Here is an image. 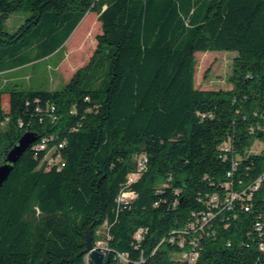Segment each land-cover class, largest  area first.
I'll list each match as a JSON object with an SVG mask.
<instances>
[{
	"label": "trees",
	"instance_id": "trees-1",
	"mask_svg": "<svg viewBox=\"0 0 264 264\" xmlns=\"http://www.w3.org/2000/svg\"><path fill=\"white\" fill-rule=\"evenodd\" d=\"M18 13L30 16L8 30ZM89 13L97 48L63 89L0 88V166L39 137L0 190V264H94L88 236L97 246L104 227L111 264H189L194 250L195 264H264V180L251 189L264 175L251 149L264 141V0H0V75L61 52ZM207 52L238 54L231 90L196 87ZM53 147L66 164L48 170ZM136 156L146 169L130 183Z\"/></svg>",
	"mask_w": 264,
	"mask_h": 264
},
{
	"label": "rangeland",
	"instance_id": "rangeland-1",
	"mask_svg": "<svg viewBox=\"0 0 264 264\" xmlns=\"http://www.w3.org/2000/svg\"><path fill=\"white\" fill-rule=\"evenodd\" d=\"M30 14H14L6 24L13 31L24 24ZM82 24V25H81ZM80 24L77 33L66 44L61 52L36 61L19 72L20 85L42 90H60L69 82L76 70L87 65L97 48V36L102 33L101 24L94 13H89ZM236 52H207L197 55L196 87L201 90H231L230 78L233 74V61ZM21 74V75H20ZM4 76H0L3 82ZM10 86V85H9ZM253 152L264 150V141H256L251 147ZM107 230L100 231L97 247L105 250L107 246Z\"/></svg>",
	"mask_w": 264,
	"mask_h": 264
},
{
	"label": "built area",
	"instance_id": "built-area-1",
	"mask_svg": "<svg viewBox=\"0 0 264 264\" xmlns=\"http://www.w3.org/2000/svg\"><path fill=\"white\" fill-rule=\"evenodd\" d=\"M47 147H48L47 141L44 140L39 145V147H37V148H39L40 150H46ZM60 148H63V145H61ZM224 150L227 152L229 149L225 148ZM57 151H58V149L56 147L51 148L50 150H48L44 160L42 161V164L43 165L45 164L47 166L48 170H51L52 168H55V167H58L59 169L65 167L66 163L63 160L62 155L61 154L55 155V153H57ZM253 153L257 154L259 152L256 151ZM224 157H225V152H224ZM136 161L138 162V165H139V171H138V173L132 174L130 176V181H129L130 183L135 182L140 177L141 172L146 169V163H147L146 157L136 156ZM237 168H238V164L235 162L233 164V171L237 170ZM232 175H233L232 172L229 173V176H232ZM263 180H264V175L261 176L259 179H257L255 186H252L251 189L253 191L257 190L261 186V184L263 183ZM134 197H135V195H133L131 193H122L121 196L119 197L118 201L121 203H127V202L131 201ZM232 197H233V199H236L239 197V195H233ZM211 202L214 204L218 203L219 197L214 196L211 199ZM246 210L251 211V208L247 206ZM211 218H212L211 214H204L203 218L201 219L200 223L198 224V230L203 231L205 226L210 222ZM193 228H195V225H193ZM255 229H256V232H258V234L260 235V240H261L260 241V249L264 252V221L258 220L256 222ZM138 237H140V236H138ZM171 241H174V239L172 238ZM179 245L181 248H184V246H185L183 241L180 242ZM229 246H231V244H229ZM105 250H107V249H105ZM105 256L107 257L108 253H105ZM198 257H199V253L196 250H194L192 252L184 251L181 254V259L184 261H187L189 264H195L197 262ZM122 258L125 259L124 256H122Z\"/></svg>",
	"mask_w": 264,
	"mask_h": 264
},
{
	"label": "water",
	"instance_id": "water-1",
	"mask_svg": "<svg viewBox=\"0 0 264 264\" xmlns=\"http://www.w3.org/2000/svg\"><path fill=\"white\" fill-rule=\"evenodd\" d=\"M39 137L33 132L25 133L16 146L8 153L4 163L0 166V190L9 179L15 166L22 156L38 141ZM90 257L94 264H111L110 256H105L102 248L94 246L92 238L88 236Z\"/></svg>",
	"mask_w": 264,
	"mask_h": 264
},
{
	"label": "crops",
	"instance_id": "crops-1",
	"mask_svg": "<svg viewBox=\"0 0 264 264\" xmlns=\"http://www.w3.org/2000/svg\"><path fill=\"white\" fill-rule=\"evenodd\" d=\"M26 67L17 68L14 70H8L1 73L0 76H4L5 79L3 82L0 81V88L5 87L6 84H9L10 82L18 83L17 79L19 78V72L24 70ZM21 75V74H20ZM67 83V82H65Z\"/></svg>",
	"mask_w": 264,
	"mask_h": 264
},
{
	"label": "bare ground",
	"instance_id": "bare-ground-1",
	"mask_svg": "<svg viewBox=\"0 0 264 264\" xmlns=\"http://www.w3.org/2000/svg\"><path fill=\"white\" fill-rule=\"evenodd\" d=\"M104 253V252H103ZM104 255H105V253H104Z\"/></svg>",
	"mask_w": 264,
	"mask_h": 264
}]
</instances>
